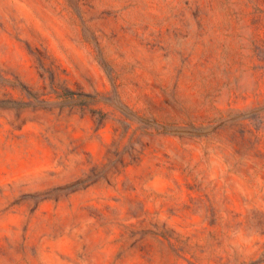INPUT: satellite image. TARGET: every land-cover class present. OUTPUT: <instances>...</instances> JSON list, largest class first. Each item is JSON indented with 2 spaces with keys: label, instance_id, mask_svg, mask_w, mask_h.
<instances>
[{
  "label": "rangeland",
  "instance_id": "rangeland-1",
  "mask_svg": "<svg viewBox=\"0 0 264 264\" xmlns=\"http://www.w3.org/2000/svg\"><path fill=\"white\" fill-rule=\"evenodd\" d=\"M0 264H264V0H0Z\"/></svg>",
  "mask_w": 264,
  "mask_h": 264
}]
</instances>
